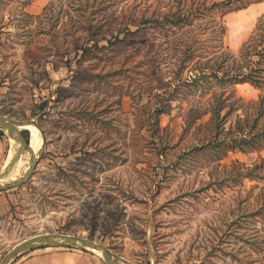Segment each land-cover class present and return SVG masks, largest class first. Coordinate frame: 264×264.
<instances>
[{
    "label": "rangeland",
    "instance_id": "374dc122",
    "mask_svg": "<svg viewBox=\"0 0 264 264\" xmlns=\"http://www.w3.org/2000/svg\"><path fill=\"white\" fill-rule=\"evenodd\" d=\"M25 1L0 0V116L28 144L34 127L40 147L31 177L0 192V261L25 240L62 233L102 245L115 264H264V170L246 178L264 152H232L225 142L250 117V100L264 99V85L211 79L173 91L189 67L173 81L183 64H149L139 52L78 62L69 25L77 12L68 7L76 0H44L45 12L34 2L37 15L23 12ZM85 1L74 8L84 23ZM104 2L102 15L117 19L137 17L143 3ZM263 14L264 3L226 17L224 46L232 54ZM219 102L223 126L216 127ZM18 147L0 129V174ZM17 161L25 168L29 155ZM47 248L77 255L79 264H105L87 249Z\"/></svg>",
    "mask_w": 264,
    "mask_h": 264
},
{
    "label": "trees",
    "instance_id": "16d2710c",
    "mask_svg": "<svg viewBox=\"0 0 264 264\" xmlns=\"http://www.w3.org/2000/svg\"><path fill=\"white\" fill-rule=\"evenodd\" d=\"M83 1L76 0V4L68 5L77 12L73 16L76 21L69 20V25L74 27L70 37L79 55L78 62L91 54L99 57L101 52L106 55L111 51L125 58L139 52L140 60L149 64H159L163 59L170 58L183 64V72L176 73L173 81H178L189 67L186 78L173 91L180 86H196L211 79L220 86L248 84L261 90L264 85V14L257 20L237 55L224 46L225 17L264 0H142L137 17L122 16L118 19L112 18L111 12L102 15L107 10L104 0H87L85 2L91 4L85 23L80 20L78 10L74 9L81 7ZM28 3L29 0H26L23 4L26 6ZM229 60L236 63L235 68L221 70L218 65H224ZM213 63L217 65L215 68L210 66ZM216 95L213 93V96ZM220 103L213 108L216 127L223 126V106ZM248 104L250 117L246 115L244 120L238 121L234 132L227 135L225 142L232 152L246 153L245 147L248 146L250 152L264 149V99L250 100ZM162 111V107L155 110L156 113ZM263 166L264 158H260L247 170L250 174L246 178L255 172H263ZM257 213L263 215L258 210L252 215Z\"/></svg>",
    "mask_w": 264,
    "mask_h": 264
},
{
    "label": "water",
    "instance_id": "95a60500",
    "mask_svg": "<svg viewBox=\"0 0 264 264\" xmlns=\"http://www.w3.org/2000/svg\"><path fill=\"white\" fill-rule=\"evenodd\" d=\"M0 129L7 131L10 134V137L13 138V140H15L19 145L16 154L12 156L9 164L7 165L6 170H4V172L0 174V180L2 178H5L10 172V170L14 167L15 163L17 162L18 155L20 153L26 152L29 155V160L31 162L29 170L24 178L16 182L5 184L0 181L1 192L25 183L31 177V173L36 165V157L35 154L32 152L29 144H27L24 140L18 125L0 116ZM48 246H74L87 249L93 252L98 251L101 257L103 258L105 264H115L113 255L102 245L86 238L65 235L62 233L45 234L25 240L15 246L10 252H8L0 261V264H8L10 261L14 260L24 252Z\"/></svg>",
    "mask_w": 264,
    "mask_h": 264
},
{
    "label": "crops",
    "instance_id": "0c3cea01",
    "mask_svg": "<svg viewBox=\"0 0 264 264\" xmlns=\"http://www.w3.org/2000/svg\"><path fill=\"white\" fill-rule=\"evenodd\" d=\"M34 2L39 4L40 9H41L42 5L44 3V0L31 1L26 6H24L23 12L28 14V15H33V13H34L33 11L36 9L35 14L37 15L38 14L37 13L38 8H36L34 6ZM262 3H264V1L261 3H258V4H254L252 6L259 5ZM250 7H248L247 9H244V10L234 12V13H239V12L248 10ZM234 13H231V14H234ZM231 14H228L227 16H229ZM226 17H225V19H226ZM261 152H264V149ZM263 168H264V166H263ZM48 247H50V246H48ZM47 249H49V248L43 247V248L35 249L32 251H27V252H29L28 254L24 255L20 259H17L13 264H79V258L77 255L69 254V253H62V252H53V251L47 252ZM82 264H84V263H82ZM90 264H93V263H90Z\"/></svg>",
    "mask_w": 264,
    "mask_h": 264
},
{
    "label": "bare ground",
    "instance_id": "6f19581e",
    "mask_svg": "<svg viewBox=\"0 0 264 264\" xmlns=\"http://www.w3.org/2000/svg\"><path fill=\"white\" fill-rule=\"evenodd\" d=\"M28 130L30 131V142H29V146L32 150V152L34 154H36L37 150L39 149L40 147V143H39V140H38V136L36 135V129L34 127H31V126H28ZM7 132V131H6ZM8 133V132H7ZM6 134V133H5ZM8 135L10 136V134L8 133ZM13 139V138H12ZM16 150V149H15ZM13 156V155H12ZM28 160V158H27ZM9 163V162H8ZM26 163V162H25ZM7 164V163H5ZM22 163L20 161H17L14 165V167L10 170V172L8 173V175L6 176V179L8 181V183H12V182H16L22 178L25 177V170L28 169L30 167V160H29V165L26 166L25 165V168L23 167L22 169L19 168L17 169ZM23 165V164H22ZM22 173L21 176H19L20 174ZM19 176V177H18ZM98 254H100L98 251H94ZM119 264V263H118ZM122 264V263H121Z\"/></svg>",
    "mask_w": 264,
    "mask_h": 264
}]
</instances>
